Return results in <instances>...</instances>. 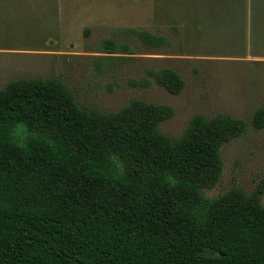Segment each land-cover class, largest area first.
<instances>
[{
	"label": "trees",
	"instance_id": "1",
	"mask_svg": "<svg viewBox=\"0 0 264 264\" xmlns=\"http://www.w3.org/2000/svg\"><path fill=\"white\" fill-rule=\"evenodd\" d=\"M128 31L151 47L169 44ZM98 52L115 59L133 50L106 39ZM152 82L171 94L184 87L168 67L133 80L144 88ZM173 114L140 99L114 112L87 110L58 77L7 82L0 89V264H264V180L250 193H203L221 177V147L246 123L195 114L171 138L157 126ZM250 125L264 129V105Z\"/></svg>",
	"mask_w": 264,
	"mask_h": 264
},
{
	"label": "rangeland",
	"instance_id": "2",
	"mask_svg": "<svg viewBox=\"0 0 264 264\" xmlns=\"http://www.w3.org/2000/svg\"><path fill=\"white\" fill-rule=\"evenodd\" d=\"M261 9L264 0H0V89L13 79L58 77L87 110L114 112L132 99L169 105L174 114L157 129L171 138L195 114L241 119L245 130L221 147L218 183L203 193H250L264 180V129L250 125L264 105ZM241 27L249 29L247 40L235 35ZM128 29L164 36L169 44L148 46ZM106 39L133 53L103 57L109 53L98 50ZM167 67L184 80L179 94L154 82L133 84L146 69Z\"/></svg>",
	"mask_w": 264,
	"mask_h": 264
},
{
	"label": "crops",
	"instance_id": "3",
	"mask_svg": "<svg viewBox=\"0 0 264 264\" xmlns=\"http://www.w3.org/2000/svg\"><path fill=\"white\" fill-rule=\"evenodd\" d=\"M243 18H239V19H237V22H238V24L241 26V24H242V22H243V20H242ZM230 21H232L231 19H228L227 21H225V22H223L224 24H227V23H232V22H230ZM255 21V24H256V20H254ZM225 29V28H224ZM233 30H235V31H237L238 30V33H239V35L238 34H235L236 36H237V38H240V39H243V40H247L248 39V37H249V34H250V32H249V29H247V28H245V29H243L242 27L241 28H234ZM255 31V30H254Z\"/></svg>",
	"mask_w": 264,
	"mask_h": 264
}]
</instances>
